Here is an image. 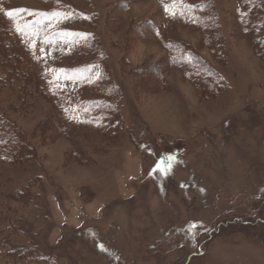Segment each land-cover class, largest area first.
<instances>
[{
	"label": "rangeland",
	"instance_id": "obj_1",
	"mask_svg": "<svg viewBox=\"0 0 264 264\" xmlns=\"http://www.w3.org/2000/svg\"><path fill=\"white\" fill-rule=\"evenodd\" d=\"M0 264H264V0H0Z\"/></svg>",
	"mask_w": 264,
	"mask_h": 264
},
{
	"label": "snow or ice",
	"instance_id": "obj_2",
	"mask_svg": "<svg viewBox=\"0 0 264 264\" xmlns=\"http://www.w3.org/2000/svg\"><path fill=\"white\" fill-rule=\"evenodd\" d=\"M7 15L11 16V13L9 12V13H7ZM158 167H159V166H158Z\"/></svg>",
	"mask_w": 264,
	"mask_h": 264
}]
</instances>
